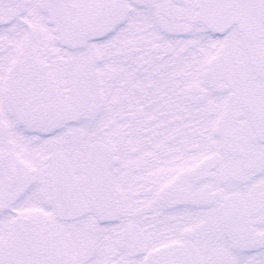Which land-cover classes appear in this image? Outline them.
<instances>
[{"label":"snow or ice","instance_id":"snow-or-ice-1","mask_svg":"<svg viewBox=\"0 0 264 264\" xmlns=\"http://www.w3.org/2000/svg\"><path fill=\"white\" fill-rule=\"evenodd\" d=\"M0 264H264V0H0Z\"/></svg>","mask_w":264,"mask_h":264}]
</instances>
